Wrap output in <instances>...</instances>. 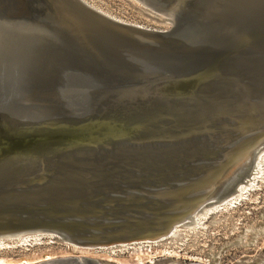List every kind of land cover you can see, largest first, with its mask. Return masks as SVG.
<instances>
[{
	"label": "water",
	"instance_id": "obj_1",
	"mask_svg": "<svg viewBox=\"0 0 264 264\" xmlns=\"http://www.w3.org/2000/svg\"><path fill=\"white\" fill-rule=\"evenodd\" d=\"M136 1L168 27L0 0V251L72 253L24 264H151L86 254L182 240L264 150V0Z\"/></svg>",
	"mask_w": 264,
	"mask_h": 264
},
{
	"label": "rangeland",
	"instance_id": "obj_2",
	"mask_svg": "<svg viewBox=\"0 0 264 264\" xmlns=\"http://www.w3.org/2000/svg\"><path fill=\"white\" fill-rule=\"evenodd\" d=\"M85 1L109 14L124 20L138 22L148 27L162 29L169 25L167 22H163V16H158L155 12L147 10L136 0ZM258 186L259 189L250 194L248 201L231 211H228L229 208L225 207L223 211L227 213L218 214L211 218L205 223L206 226L204 224L201 227L202 230L208 228L209 230L207 232L200 230L197 234L198 236L195 235L193 237L189 233L187 234L194 227L188 226L185 229H181L183 231L182 235H185L182 240L172 239L152 250L151 247L143 250L134 248V253H125L119 252L120 250L117 249L110 252L97 253L96 251L93 254L87 253L86 256L117 263L133 255L134 261L139 263L150 262L151 264H188V260H200L208 264L211 259L215 261L212 264H262L264 263V181L259 183ZM232 196L233 194L225 197L209 209L221 205L222 202L224 203ZM50 237H54V235ZM50 237L45 238L41 242H33L32 244H37V246L26 248V251L24 249L0 251V259H5L7 264H24L72 255L71 252H68L66 242L52 241ZM29 238L39 239L36 236H30ZM22 241L5 242L3 247L16 248L22 245ZM240 241L246 246L243 247L242 243H237ZM52 242L53 245H49ZM186 242L188 243L185 245ZM166 253H171L172 256L178 257L179 260L173 262L160 257ZM147 257L148 259H146ZM151 258L153 259L152 261L150 260Z\"/></svg>",
	"mask_w": 264,
	"mask_h": 264
},
{
	"label": "bare ground",
	"instance_id": "obj_3",
	"mask_svg": "<svg viewBox=\"0 0 264 264\" xmlns=\"http://www.w3.org/2000/svg\"><path fill=\"white\" fill-rule=\"evenodd\" d=\"M95 7V6H94ZM98 9V8H97ZM102 12H105L101 9H99ZM107 13V12H106ZM163 19V22H166V20ZM264 179V150L262 152H260L255 164H254V169L252 174L249 176L248 179H246V182L244 184H241L238 186L236 192L233 194L232 197H230L229 199H227L226 201H224V203H227L228 201L231 200L229 206L230 207H235V209L237 207H239L240 205H242L243 203H245L246 201L249 200V196L251 193H254L255 191H257V189H259V183H262V181ZM261 187V186H260ZM224 199V198H223ZM222 202V204H224ZM228 207V208H230ZM214 209V208H213ZM213 209H202V211L198 214L194 215V222L191 223V225L189 226H194L196 227V225L198 223H201V221H199L200 218H206V216L208 215V213H211ZM225 210V209H224ZM227 210V209H226ZM234 210V209H233ZM215 217V216H214ZM231 217V216H230ZM228 218V217H227ZM215 219V218H214ZM213 219V221H214ZM214 225V224H213ZM206 226V224H205ZM192 227V229L194 228ZM190 228V227H189ZM185 231V230H184ZM201 233V232H200ZM188 234V233H187ZM198 236V235H197ZM28 237H24L20 240H23L22 244H24L25 242H28V240H31L32 238ZM33 237V236H32ZM188 237V236H187ZM194 237V236H193ZM39 238V237H38ZM37 239V238H35ZM34 239V240H35ZM188 239V238H187ZM35 242V241H34ZM183 247V246H182ZM171 255V253H166ZM146 256V255H145ZM148 256V255H147ZM49 257V256H48ZM46 258V257H45ZM150 258V257H149ZM148 259V257L146 258ZM28 260V259H27ZM151 261L153 260L152 258L150 259ZM141 261V260H140ZM0 264H7V261L5 259H0Z\"/></svg>",
	"mask_w": 264,
	"mask_h": 264
}]
</instances>
